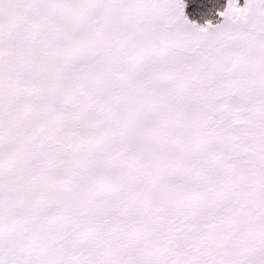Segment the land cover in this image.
Wrapping results in <instances>:
<instances>
[{
	"label": "snow or ice",
	"instance_id": "6c2138e0",
	"mask_svg": "<svg viewBox=\"0 0 264 264\" xmlns=\"http://www.w3.org/2000/svg\"><path fill=\"white\" fill-rule=\"evenodd\" d=\"M0 264H264V0H0Z\"/></svg>",
	"mask_w": 264,
	"mask_h": 264
},
{
	"label": "trees",
	"instance_id": "16d2710c",
	"mask_svg": "<svg viewBox=\"0 0 264 264\" xmlns=\"http://www.w3.org/2000/svg\"><path fill=\"white\" fill-rule=\"evenodd\" d=\"M227 0H218V6L219 5H224L226 4ZM244 0H240V4L243 5ZM193 19L198 20L200 23H204L206 21V19H210L212 18V14H208V15H201V16H194L192 17Z\"/></svg>",
	"mask_w": 264,
	"mask_h": 264
},
{
	"label": "rangeland",
	"instance_id": "374dc122",
	"mask_svg": "<svg viewBox=\"0 0 264 264\" xmlns=\"http://www.w3.org/2000/svg\"><path fill=\"white\" fill-rule=\"evenodd\" d=\"M244 2H245V0H244ZM244 2H243V4H244Z\"/></svg>",
	"mask_w": 264,
	"mask_h": 264
}]
</instances>
